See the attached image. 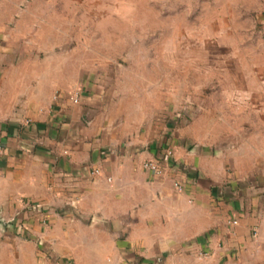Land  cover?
<instances>
[{
	"label": "crops",
	"instance_id": "obj_1",
	"mask_svg": "<svg viewBox=\"0 0 264 264\" xmlns=\"http://www.w3.org/2000/svg\"><path fill=\"white\" fill-rule=\"evenodd\" d=\"M0 68V264H264L263 104L235 145L208 89L158 102L150 79L135 100L132 76H74L11 105Z\"/></svg>",
	"mask_w": 264,
	"mask_h": 264
},
{
	"label": "rangeland",
	"instance_id": "obj_2",
	"mask_svg": "<svg viewBox=\"0 0 264 264\" xmlns=\"http://www.w3.org/2000/svg\"><path fill=\"white\" fill-rule=\"evenodd\" d=\"M0 66L11 105L74 76H132L135 100L150 79L158 102L208 89L241 145L264 105V0H0Z\"/></svg>",
	"mask_w": 264,
	"mask_h": 264
},
{
	"label": "built area",
	"instance_id": "obj_3",
	"mask_svg": "<svg viewBox=\"0 0 264 264\" xmlns=\"http://www.w3.org/2000/svg\"><path fill=\"white\" fill-rule=\"evenodd\" d=\"M80 95V92L79 91H76L74 94H73V99H76L79 97ZM3 149L2 147H0V153H2ZM144 168L147 169V170H150L152 171L153 173L157 174V175H161L165 172V167H163L161 164H159L158 162L154 161V160H149V161H146L144 162ZM95 172L99 173V170H95ZM176 187L180 190L181 189V186L179 183H176L175 184ZM236 223V222H234Z\"/></svg>",
	"mask_w": 264,
	"mask_h": 264
}]
</instances>
